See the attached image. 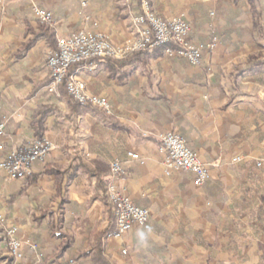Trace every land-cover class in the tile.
I'll list each match as a JSON object with an SVG mask.
<instances>
[{"label": "crops", "instance_id": "obj_1", "mask_svg": "<svg viewBox=\"0 0 264 264\" xmlns=\"http://www.w3.org/2000/svg\"><path fill=\"white\" fill-rule=\"evenodd\" d=\"M87 2L88 21L77 14L79 0H4L0 5L2 143L18 149L37 139L34 123L40 119L41 138L51 143L46 158L32 163L25 178L0 173V264H95L97 235H103L109 264H264V67L240 75L234 71L255 44L244 36L234 41L233 51L219 45L212 55L204 53L210 64L199 68L164 52H149L145 64L120 70H110L103 59L71 67L69 74L89 94L108 101L107 118L70 104L60 88L57 94L48 92L45 63L52 48L32 14L34 7L51 12L55 39L84 28L116 46L132 40L133 0ZM195 2L148 3L151 12L168 19ZM200 35L205 43L207 31ZM30 39L32 45L17 54ZM170 130L209 165L202 186L193 184L192 173L163 165L159 138ZM240 156L243 160L233 162ZM113 161L124 168L117 183L149 212L144 226L120 238L113 237V209L107 212L94 198L96 177L105 189ZM48 166L74 172L69 180L64 176L60 197L53 198L55 177L44 172ZM9 227L17 229L19 259L8 250Z\"/></svg>", "mask_w": 264, "mask_h": 264}, {"label": "built area", "instance_id": "obj_2", "mask_svg": "<svg viewBox=\"0 0 264 264\" xmlns=\"http://www.w3.org/2000/svg\"><path fill=\"white\" fill-rule=\"evenodd\" d=\"M86 7V0H80L78 15L88 21L89 17L85 15ZM141 10V14L131 21L135 39L132 45L134 50L151 51L159 45L173 41L176 48L166 49L165 54L177 55L186 59L190 65L199 66L204 50H212L215 47L214 38L206 44V47L192 44L188 40L190 27L181 16L162 22L150 13L147 0H141ZM33 15L36 20L45 24L52 22V14L47 9L35 7ZM118 53L101 34L84 28L58 38L56 50L48 53L46 57L45 64L49 77L48 92L57 94L59 87L64 85L67 94L75 102L108 110L106 100L87 94L83 82L69 74V70L75 65L93 59L119 58L122 53ZM5 129L6 122L0 119V173L8 179L21 180L26 177L32 163L43 161L46 158L51 149V143L44 138H37L18 149H7L2 143ZM159 139L158 151L163 157V165L169 171L192 173L193 184L198 187L208 180L209 165L204 163L198 154L187 146L185 140L177 132L166 131L160 135ZM128 157L133 161L140 160L135 153H128ZM243 158L242 156L236 157L233 162H240ZM123 173L122 164L119 161L112 162L110 164V181L105 190L113 209L115 218L113 237L116 238L123 237L134 227L144 226L149 218L148 210L136 206L127 195L125 188L117 183ZM0 223H3L1 215ZM6 235L10 255L15 259L21 258L19 252L21 242L17 238V229L15 227L7 228ZM122 254L125 255L126 251H122Z\"/></svg>", "mask_w": 264, "mask_h": 264}, {"label": "trees", "instance_id": "obj_3", "mask_svg": "<svg viewBox=\"0 0 264 264\" xmlns=\"http://www.w3.org/2000/svg\"><path fill=\"white\" fill-rule=\"evenodd\" d=\"M135 2V10L136 12H140L139 9V0H133ZM238 0H232V5L226 4L222 7H218L214 14L216 17L222 18L226 25L224 27H216L214 31L209 35L208 38L212 37V35L216 36L218 39L219 44L222 46H227L226 48L230 49L231 51L235 50L237 48L236 43L233 42L232 34L236 36L238 41L241 40V38L247 34L250 39L254 42L256 46L259 48L264 49V0H246L247 2V10L245 13L250 19V26L248 28L246 27H239L238 21L236 20L238 16L240 15L241 11L237 8H234L233 6L237 3ZM199 9L201 10V23L207 22V19L209 18V11L206 7L203 5H198ZM234 8V9H233ZM37 25L41 28H44L45 30L42 31L44 37L50 44L51 48L53 50L56 49V42L53 40V33L50 31V29H47V26L39 21H36ZM262 42H261V41ZM33 43V39H30L26 41L20 50L17 52V54H21L26 49H28ZM235 43V44H234ZM240 43V42H239ZM176 44L173 41H169L166 44H162L157 46L156 48L152 49L151 51L145 50V51H136L129 53L122 57L121 59L116 58H105L104 64L108 66L110 70H120L124 67L131 68L134 63L141 62L142 64H145V56L150 52L151 54H160L163 53L166 49H175ZM95 60V59H94ZM264 67V51H260L256 55H249L246 62L242 65H239L237 67H234V71L240 75L247 71H252L257 68H263ZM70 71V70H69ZM205 72V69H204ZM60 92L64 94L68 102L70 104H74V106H78L79 104L75 102L71 97L67 96L65 86H60ZM84 107H89V105H80ZM94 109V108H93ZM96 110V109H94ZM107 118H109L108 115H106ZM34 126L36 128V134L38 138H41L42 133V126H41V119L38 120L36 123H34ZM82 170L86 173L93 174V172L87 170L86 168L82 167ZM46 174L53 175L55 177V193L53 198L60 197L62 192V184L64 180V176L67 180H69L72 175H74V172L71 174H68L65 171H61L58 167L55 166H48L46 167L45 171ZM97 176V175H96ZM96 194L94 195V198H99L103 202L107 212H110L112 209L111 203L108 201L107 196L105 194V189L103 187V183L100 180L99 176L96 177ZM100 192V193H98ZM100 194V195H99ZM98 241L96 245L94 246V253L92 254V258L95 262V264H109V262L106 260V258L103 256V248L101 247V238L103 235H97L96 236Z\"/></svg>", "mask_w": 264, "mask_h": 264}, {"label": "rangeland", "instance_id": "obj_4", "mask_svg": "<svg viewBox=\"0 0 264 264\" xmlns=\"http://www.w3.org/2000/svg\"><path fill=\"white\" fill-rule=\"evenodd\" d=\"M149 2V0H147ZM87 2V0H86ZM230 4L232 5V0H209V1H205V0H196L195 4H194V7L191 8L189 11L185 12L184 10L182 9H177L176 11L173 12V14L168 18V19H165V18H162V17H159L157 15H155L153 12H151V9H150V5H149V11L151 14H153L154 17L158 18L159 20H161L162 22H167L169 20H171L173 17H178V16H181L185 21L186 23H188L189 27H190V33L188 35V40L194 44V45H202L203 47H206V44L208 42H210V40H212L213 38L215 39V47L212 49V50H204V53H207V55H212L213 51L215 50L216 47H218L219 45V42H218V39L216 36L212 35V37L208 38L209 35L214 31V29L218 26V27H224L226 25L225 21L220 18V17H216V15L214 14L215 10L220 6H224L226 4ZM4 4V0H0V5H3ZM198 5H203L204 7L207 8V10L209 11V18L207 19V22L205 23H201V10L199 9ZM87 6H88V2H87ZM234 8H237L241 11L240 15L238 16V18L236 19L239 23H241L243 26H239V27H246L248 28L250 26V19L249 17L247 16V14L245 13V11L247 10V2L246 0H238L237 3L233 6ZM35 8V7H34ZM33 8V9H34ZM79 8H80V0H79ZM87 8V7H86ZM233 8V9H234ZM139 9H140V12H134V14H132V17H131V21L134 17L138 16L139 14H141V0H139ZM33 14V12H32ZM78 14V12H77ZM34 16V15H33ZM35 18V17H34ZM246 18V19H245ZM36 20V19H35ZM245 20V21H244ZM38 21V20H36ZM247 21V22H246ZM40 22V21H39ZM243 22V23H242ZM43 23V22H41ZM238 23V24H239ZM45 24V23H43ZM222 24V25H221ZM47 26V29H50V31L53 33V30H52V26H53V18H52V22L51 24H45ZM38 29L40 31H44L45 29L44 28H40L38 25H37ZM203 28V29H202ZM205 31H207V34H208V40L205 42V43H201L202 42V39H201V35L200 33H204ZM131 32H132V29H131ZM132 35H133V32H132ZM64 36V35H63ZM244 36H247L246 38H248V40H250L251 43H254L252 41V39H250V37L245 34ZM244 36L241 38V40L244 38ZM62 36H58L56 39H55V36L53 34V40L55 42H57V39L60 38ZM195 39H198L195 40ZM232 39H233V42L234 41H237L238 43V39L236 38L235 35L232 34ZM134 35H133V38L132 40L128 41L127 43H125V45H122V46H116L112 43H109L113 46V48L117 51V53L120 51V53H122V56L117 58V57H112V58H116V59H121L122 57H124L125 55L129 54V53H132V52H136V50L133 49L132 45H133V41H134ZM261 41V40H260ZM262 42V41H261ZM56 50V49H55ZM52 49V51H55ZM119 50V51H118ZM126 50V51H125ZM228 50V49H227ZM50 51V52H52ZM260 51H264V49L261 50V48H259L258 46L255 45V49L249 54V55H256L258 54ZM49 52V53H50ZM118 53V54H120ZM165 53V51H164ZM48 55V54H47ZM167 55V54H166ZM249 55L247 56V58L249 57ZM169 57H178L177 55H167ZM47 57V56H46ZM203 57H204V54H203ZM202 57V62L199 66H193V65H190L188 63V61L184 58H181V57H178V58H181V59H184L185 61H187V63L189 64L190 67L192 68H199V67H202L204 66V63H206V66H208L210 64L209 62V58H205V62H204V58ZM247 60V59H246ZM246 60L242 63H240V65L244 64L246 62ZM208 64V65H207ZM84 85V83H83ZM85 87V85H84ZM60 88V87H59ZM85 90H86V87H85ZM87 94H89L87 92V90L85 91ZM67 93V92H66ZM91 95V94H89ZM67 96H69L67 94ZM93 96V95H91ZM70 97V96H69ZM95 97H98V96H95ZM98 98H101V97H98ZM104 99V98H102ZM106 100V99H105ZM107 104H108V110H105L103 108H99V107H96V106H91L89 104H85V105H89L90 108H94L100 112H103L104 115H108L110 114V106H109V103L108 101L106 100ZM79 104V103H78ZM81 105V104H79ZM114 162V161H113ZM111 164V163H110ZM109 171H110V166H109ZM107 186V185H106ZM106 190V188H105Z\"/></svg>", "mask_w": 264, "mask_h": 264}]
</instances>
